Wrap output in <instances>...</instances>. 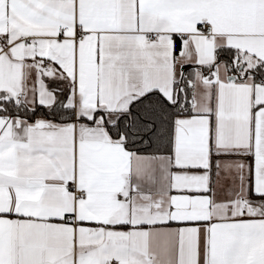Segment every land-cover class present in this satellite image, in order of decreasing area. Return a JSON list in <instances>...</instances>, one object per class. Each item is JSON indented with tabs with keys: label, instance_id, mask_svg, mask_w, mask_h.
Segmentation results:
<instances>
[{
	"label": "snow or ice",
	"instance_id": "obj_1",
	"mask_svg": "<svg viewBox=\"0 0 264 264\" xmlns=\"http://www.w3.org/2000/svg\"><path fill=\"white\" fill-rule=\"evenodd\" d=\"M0 264H264V0H0Z\"/></svg>",
	"mask_w": 264,
	"mask_h": 264
}]
</instances>
